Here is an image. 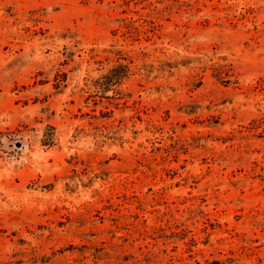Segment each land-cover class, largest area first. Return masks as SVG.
<instances>
[{
    "label": "rangeland",
    "instance_id": "rangeland-1",
    "mask_svg": "<svg viewBox=\"0 0 264 264\" xmlns=\"http://www.w3.org/2000/svg\"><path fill=\"white\" fill-rule=\"evenodd\" d=\"M0 264H264V0H0Z\"/></svg>",
    "mask_w": 264,
    "mask_h": 264
},
{
    "label": "trees",
    "instance_id": "trees-1",
    "mask_svg": "<svg viewBox=\"0 0 264 264\" xmlns=\"http://www.w3.org/2000/svg\"><path fill=\"white\" fill-rule=\"evenodd\" d=\"M126 69H127V71H128L129 67H128V66H126Z\"/></svg>",
    "mask_w": 264,
    "mask_h": 264
}]
</instances>
